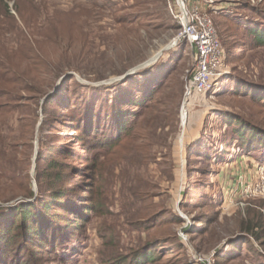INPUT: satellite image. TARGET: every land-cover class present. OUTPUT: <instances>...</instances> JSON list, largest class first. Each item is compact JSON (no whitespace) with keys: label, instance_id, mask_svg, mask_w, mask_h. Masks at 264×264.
<instances>
[{"label":"rangeland","instance_id":"1","mask_svg":"<svg viewBox=\"0 0 264 264\" xmlns=\"http://www.w3.org/2000/svg\"><path fill=\"white\" fill-rule=\"evenodd\" d=\"M173 1L0 0V64L28 71L26 81L55 94L48 115L59 120L41 131L45 98L20 93L15 117L36 116V125L33 137L17 143L16 177L29 178L34 197L0 206L37 195L36 159L34 175L32 166L43 135L67 144L69 154L59 158L69 166L68 183L87 181L79 185L85 191L71 193L77 209L90 206L85 220L71 222L61 241L69 242L54 255L42 252L40 264H264V135L257 141L236 132L239 116L264 130V102L249 98L264 99V45L253 38H264V0H184L212 19L225 74L209 92L192 95L182 114L194 49L176 39ZM174 40L150 66L99 84ZM158 85L166 88L149 100ZM62 119L95 130L78 137ZM75 194L86 196L75 201ZM146 253L157 260L144 262Z\"/></svg>","mask_w":264,"mask_h":264},{"label":"trees","instance_id":"2","mask_svg":"<svg viewBox=\"0 0 264 264\" xmlns=\"http://www.w3.org/2000/svg\"><path fill=\"white\" fill-rule=\"evenodd\" d=\"M253 38L258 45H264V38L260 37L259 34L253 33ZM0 70L5 75L10 74L0 77V99L3 101L0 103V200H11L18 196H25L31 199L34 197V193L31 189L29 178L24 176L25 179L20 183L17 180L15 156L17 143L33 137L36 116L33 118H26L25 116L15 117L16 113H21L19 110L21 107V104H19L20 93L24 91L45 98L43 112L46 116L41 126L39 125L41 131L44 128L50 129L53 127L51 126L53 124L50 123L59 122L58 119L48 115L58 104L52 100L55 94H48L49 91L46 88L26 81L28 79V71L17 72L13 67L10 70L3 63L0 64ZM165 88L166 86L162 85L155 87L149 100H153L154 96L160 94ZM259 89L264 91V84H260ZM173 97H176L177 101L180 100L179 95H174ZM249 98L264 102L263 97H254L253 94L249 95ZM65 115L67 116V114ZM157 117L156 115L155 118ZM12 118L16 119V128ZM237 122L241 127L237 128L236 132L241 139H245L248 136L253 137L257 141L263 140L261 135H264V130L259 128L249 129V126L246 125L251 126L252 123L240 116ZM60 123L80 131L77 134L78 137H83L86 133L95 130L92 124L87 126L82 121L77 124L73 120L62 119ZM132 124L130 123L129 129H122L125 130L127 136L130 134ZM4 129L8 132L5 133ZM17 130L19 133L17 138H15ZM43 137L39 141V153L36 158L35 181L38 186L37 195L30 202L21 201L13 206H0V264H40L39 261L43 259L42 252L56 254L57 247H61V243L69 242L68 236H66L68 241H61L64 235L71 233V222L77 221L76 223L81 225L85 220L83 213H86L88 207H90L85 204L86 206L82 207V210L77 209L74 199H71V193L74 189L79 188V191H85V188L79 185L81 183L85 184L87 181H82L78 186H74L75 188L68 183L69 174L67 171L69 166L59 158L64 154H69L67 144L59 142V140L48 141V136L46 135H43ZM41 166H44V168L41 169ZM81 167L83 166L75 169L80 170ZM2 179L9 181L5 188L1 182ZM85 196L75 194V201L84 200ZM76 225L79 226L75 224L74 227H77ZM253 227V225L247 227L244 231L246 233L252 232ZM141 257H143L144 262H155L157 260L151 253L143 254Z\"/></svg>","mask_w":264,"mask_h":264},{"label":"built area","instance_id":"3","mask_svg":"<svg viewBox=\"0 0 264 264\" xmlns=\"http://www.w3.org/2000/svg\"><path fill=\"white\" fill-rule=\"evenodd\" d=\"M182 2L184 14L174 1L168 4L180 25L176 39L188 42L194 49L192 66L184 80L181 114L192 95L209 92L215 81L225 74V50L219 42L212 19L202 7L195 4L188 6L184 0Z\"/></svg>","mask_w":264,"mask_h":264},{"label":"water","instance_id":"4","mask_svg":"<svg viewBox=\"0 0 264 264\" xmlns=\"http://www.w3.org/2000/svg\"><path fill=\"white\" fill-rule=\"evenodd\" d=\"M164 49L160 50L159 53H161ZM147 62V61H146ZM146 62L130 69L128 72H126L123 76L121 77H118V78H114V79H110V80H107V81H102V82H99L100 85H106V84H112L114 82H117V81H121V80H124L126 77H128L129 75L131 74H134L136 72H138L140 69H143V68H146L148 66H146ZM66 75L62 76L58 82V84L61 82V80L65 77ZM37 149H38V140L36 139L35 141V156H34V159H33V166H32V175H34V172H35V159H36V154H37ZM33 183V190L35 191V183Z\"/></svg>","mask_w":264,"mask_h":264},{"label":"bare ground","instance_id":"5","mask_svg":"<svg viewBox=\"0 0 264 264\" xmlns=\"http://www.w3.org/2000/svg\"><path fill=\"white\" fill-rule=\"evenodd\" d=\"M180 1H181V3H180L178 0H176V3H177V5L180 7L182 13L184 14L183 9H182V3H183V2H182V0H180ZM175 41H176V40H174L173 42H171L169 45H167V46L164 47L163 49L165 50V49H168V48L172 47V46L174 45ZM160 54H161V53L157 52L156 55H155L152 59L147 60V62H146L145 65L148 66V65H151V64L155 63V61H156L157 58L160 56ZM183 120H184V116H183ZM183 125H184V123H183ZM180 142H181V141H180Z\"/></svg>","mask_w":264,"mask_h":264},{"label":"crops","instance_id":"6","mask_svg":"<svg viewBox=\"0 0 264 264\" xmlns=\"http://www.w3.org/2000/svg\"><path fill=\"white\" fill-rule=\"evenodd\" d=\"M192 5V4H191Z\"/></svg>","mask_w":264,"mask_h":264}]
</instances>
